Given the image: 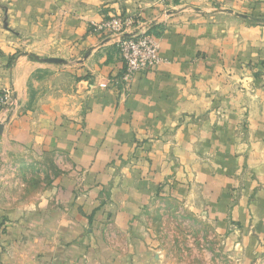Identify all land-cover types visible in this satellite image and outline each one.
Returning a JSON list of instances; mask_svg holds the SVG:
<instances>
[{"label":"crops","instance_id":"obj_1","mask_svg":"<svg viewBox=\"0 0 264 264\" xmlns=\"http://www.w3.org/2000/svg\"><path fill=\"white\" fill-rule=\"evenodd\" d=\"M115 16L132 24L93 32ZM257 16L264 0H0V94L14 105L0 110V144L68 164L31 229L7 227L0 264H133L147 249L138 217L159 197L196 208L245 261L264 260ZM141 34L158 40L161 63L115 84L117 43Z\"/></svg>","mask_w":264,"mask_h":264},{"label":"rangeland","instance_id":"obj_2","mask_svg":"<svg viewBox=\"0 0 264 264\" xmlns=\"http://www.w3.org/2000/svg\"><path fill=\"white\" fill-rule=\"evenodd\" d=\"M2 109L11 113L14 107L7 105ZM67 169V160L62 155L39 149L22 150L7 142L0 144L2 246L1 237L11 223H19L23 228L28 225L31 229L34 214L42 201L51 199L53 186L68 174ZM136 230L137 239L147 249L132 256L130 262L133 264H253L217 235L213 224L200 211L180 200L162 197L152 200L140 213ZM117 241L123 244L121 238L117 237ZM51 242L42 241V244ZM22 243L39 246L33 238L28 242L24 239ZM256 264H264L263 258Z\"/></svg>","mask_w":264,"mask_h":264},{"label":"built area","instance_id":"obj_3","mask_svg":"<svg viewBox=\"0 0 264 264\" xmlns=\"http://www.w3.org/2000/svg\"><path fill=\"white\" fill-rule=\"evenodd\" d=\"M169 0H157L159 4L164 5ZM129 19H122L118 16L101 23L93 28V32L116 34L122 32L131 25ZM118 54L123 62V73L118 82L129 84L134 76L141 72L155 71L161 63L159 57V42L150 34H141L132 38H126L117 43ZM101 88H107L108 85H100ZM8 91L0 96V108L10 105L13 106ZM12 110V109H11Z\"/></svg>","mask_w":264,"mask_h":264}]
</instances>
